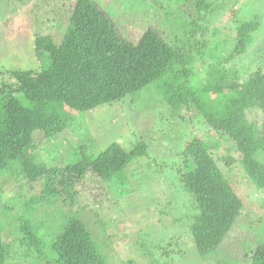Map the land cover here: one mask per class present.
Segmentation results:
<instances>
[{
  "label": "trees",
  "instance_id": "obj_1",
  "mask_svg": "<svg viewBox=\"0 0 264 264\" xmlns=\"http://www.w3.org/2000/svg\"><path fill=\"white\" fill-rule=\"evenodd\" d=\"M36 1L41 19L46 10L57 15V31L34 34L27 66L0 70V178L11 175L19 185L11 197H4L0 186V264H110L86 218L64 213L55 220L53 209L81 202L87 206V197L98 207L104 199L109 202L111 178L145 156L148 143L141 140L126 151L111 142L90 157L87 139L75 151V161L52 167L38 163L34 152L50 138L75 135L79 128L73 123L80 114L151 85L157 99L148 110H166L170 126L174 121L189 133L177 153L182 164L173 167L190 200L187 216L195 251L200 258L214 255L243 227L244 249L251 246L245 264H264V240L252 247L251 228L257 224H252L249 205L238 189L247 182L264 191V52L246 68L232 64L250 52L264 20L258 14L238 19L234 12L224 40L228 54L206 60L210 42L205 36L211 28L204 21L213 5L210 0H195L185 12L190 21L184 27L176 13L171 21L164 16L158 22L157 13L167 14L162 5H152L159 0H142L152 1L147 5L155 22L137 42L122 36L111 11L94 0ZM211 34L218 35L219 29ZM253 111L261 113L262 122L249 118ZM94 188L103 191L102 201L98 191L90 196ZM50 238L48 246L45 239ZM48 249L54 253L51 258Z\"/></svg>",
  "mask_w": 264,
  "mask_h": 264
},
{
  "label": "rangeland",
  "instance_id": "obj_2",
  "mask_svg": "<svg viewBox=\"0 0 264 264\" xmlns=\"http://www.w3.org/2000/svg\"><path fill=\"white\" fill-rule=\"evenodd\" d=\"M94 1L101 9L111 11L119 27V33L133 42L139 40L147 25L155 22L150 20L153 14L147 5H151L152 1L147 3L142 0ZM210 1L213 5L204 21L211 28V32L205 36L210 42L206 60H210L211 56L215 59L224 58L228 54L229 45L225 44L224 40L228 37L227 32L230 27L228 19L234 12H237L238 19L251 20L255 14H258L260 19L264 20V0ZM37 2L36 0H0V70H5L4 67L11 69L21 64L27 66L34 34L57 31L59 19L57 15L46 10L48 12H42L41 19V12H36ZM194 4L195 0H159V2L153 1L152 5L155 8L162 5L161 9L169 14L157 13L155 17L158 22L164 16H169L168 19L171 21L176 13L184 27L190 21L185 12ZM58 7L62 11V8ZM59 21L63 25V22ZM218 29L219 34L212 36V31ZM263 52L264 21L262 28L255 34V42L250 52L232 64L246 68L249 63L257 61ZM206 68L205 64L200 70L203 77ZM151 86L130 94L114 104L102 105L91 112L80 114L79 121L73 123L79 128L75 135L65 134L69 136L68 140L62 137L50 138L34 152L38 163L52 167L75 161V151L87 139L89 142L85 145L91 150L88 152L90 157H96L111 142L119 143L126 151L131 150L141 140L149 145L145 156L135 159L122 175L111 178L109 202L100 197L103 191L94 188V191L89 190L91 191L89 194L92 196L98 191V197L103 200L102 206L89 203L87 197L85 199L87 206L81 202L74 208L63 206L62 211L54 207L55 220H61L64 213H68V216L86 218L93 237L104 245L105 252L109 254L110 264L248 263L244 258L251 246L247 245L248 249H244L242 236L246 232L243 227L237 228L222 245V248L229 252L230 257L235 256L241 260H234L231 263L228 259L229 255L222 248L206 258H200L195 251L187 216L190 200L186 199L187 192L177 184L180 177L176 179L177 171L173 167L182 164L177 153L185 147L186 135L189 133H185L183 127L174 121L173 126H170L166 110L162 112L158 108L148 110V107L154 106L157 99L156 90ZM249 118L263 121L258 111L251 112ZM190 129L189 127L188 130ZM81 134L85 140L80 139ZM146 134L148 137L144 139ZM191 138L192 136L189 137ZM224 145L226 148L231 147L229 144ZM165 163L167 167L161 169ZM16 171H19V167ZM19 181L25 184L22 177H19ZM0 186L4 190V197L13 196V192L19 189L17 188L19 185L14 183L11 175L2 176ZM238 189L240 196L249 205L247 213L251 212L252 224L255 225V221L257 224L251 228L252 247H254L264 240V191L247 185V182L239 184ZM95 214L100 216L97 217ZM45 240L49 246L52 238ZM112 242L114 248L110 246ZM46 254L49 258L52 254L54 256L52 249H48ZM23 261L22 264H29L28 260ZM12 264L21 263L19 260H14Z\"/></svg>",
  "mask_w": 264,
  "mask_h": 264
}]
</instances>
